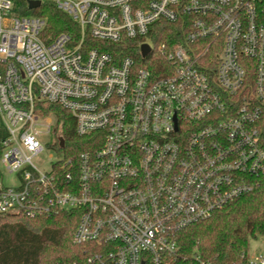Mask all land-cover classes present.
I'll return each instance as SVG.
<instances>
[{
    "label": "built area",
    "instance_id": "obj_1",
    "mask_svg": "<svg viewBox=\"0 0 264 264\" xmlns=\"http://www.w3.org/2000/svg\"><path fill=\"white\" fill-rule=\"evenodd\" d=\"M37 1L78 34L48 35L45 17L0 0V168L18 180L2 171L0 214L78 212L72 241L96 248L91 264H180L177 234L264 173V0ZM180 20L184 42L151 40L157 22ZM134 39L164 63L107 49ZM41 101L96 146L71 155L58 140L63 157L39 168L40 136L57 126ZM234 264H264V252Z\"/></svg>",
    "mask_w": 264,
    "mask_h": 264
},
{
    "label": "trees",
    "instance_id": "obj_2",
    "mask_svg": "<svg viewBox=\"0 0 264 264\" xmlns=\"http://www.w3.org/2000/svg\"><path fill=\"white\" fill-rule=\"evenodd\" d=\"M15 11L17 14L36 13L45 17L48 35L55 36L62 32H70L75 36L78 34L76 21L52 2H45L38 9H30L28 0H15ZM149 36L154 42L185 41L181 20L176 23L159 21ZM107 49L116 57L132 55L143 61V66L151 65V61L159 66L165 61L162 56L153 53L143 59L136 39L124 44H113ZM36 111L43 116H56L55 131L61 128L60 135L54 141L57 151H61V147L56 141L62 139L66 153L71 155L96 146L91 141V135L76 133L70 112L62 106L41 101L37 102ZM259 124L264 145V111ZM6 135V128L0 125V158ZM249 180V190L228 202L208 219L198 221L177 234L180 264H194V255L213 264L242 262L249 253L251 241L264 238V173L252 176ZM78 219V212L68 210L36 217L20 213L0 214V264H91L89 259L96 248L72 241Z\"/></svg>",
    "mask_w": 264,
    "mask_h": 264
},
{
    "label": "rangeland",
    "instance_id": "obj_3",
    "mask_svg": "<svg viewBox=\"0 0 264 264\" xmlns=\"http://www.w3.org/2000/svg\"><path fill=\"white\" fill-rule=\"evenodd\" d=\"M55 132H57L55 134ZM61 133V128H58L57 131L50 133H44L40 136V140L44 143L43 151L34 159L35 164L43 169L48 170L51 164V161H56L63 157V152L57 151L51 144L58 138ZM3 181L7 185H14L18 183L15 175L8 173L3 167ZM264 252V238L253 240L249 246V255H254Z\"/></svg>",
    "mask_w": 264,
    "mask_h": 264
},
{
    "label": "water",
    "instance_id": "obj_4",
    "mask_svg": "<svg viewBox=\"0 0 264 264\" xmlns=\"http://www.w3.org/2000/svg\"><path fill=\"white\" fill-rule=\"evenodd\" d=\"M40 5H41L40 1H37V0H30L29 1V7L30 8H37ZM149 51H150V47L148 46V44H143L142 45V54H143V56H146ZM64 144H65V142L62 139L60 141V145L63 146Z\"/></svg>",
    "mask_w": 264,
    "mask_h": 264
}]
</instances>
